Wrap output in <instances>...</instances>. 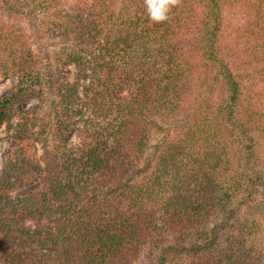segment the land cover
<instances>
[{
  "label": "trees",
  "instance_id": "1",
  "mask_svg": "<svg viewBox=\"0 0 264 264\" xmlns=\"http://www.w3.org/2000/svg\"><path fill=\"white\" fill-rule=\"evenodd\" d=\"M10 76L0 263L264 264V0H0Z\"/></svg>",
  "mask_w": 264,
  "mask_h": 264
},
{
  "label": "rangeland",
  "instance_id": "2",
  "mask_svg": "<svg viewBox=\"0 0 264 264\" xmlns=\"http://www.w3.org/2000/svg\"><path fill=\"white\" fill-rule=\"evenodd\" d=\"M245 11L242 8H228L226 11V27H225V34L226 36H230V38H234V31L238 25H242V29L245 27L244 24L246 25V20H245ZM17 83V78L15 76H10L8 78H3L0 79V97L8 92L15 84ZM36 104V100L28 101L23 103V107L28 108ZM16 122V121H15ZM0 134L3 135L5 134L4 130L2 129L0 131ZM158 137H162V133H157ZM157 137V138H158ZM79 142V138L76 134H73L72 139H71V144H75ZM6 146V142H3L0 144V162L2 161V156L3 152ZM262 146L264 147V141L262 142ZM3 264V263H0Z\"/></svg>",
  "mask_w": 264,
  "mask_h": 264
},
{
  "label": "clouds",
  "instance_id": "3",
  "mask_svg": "<svg viewBox=\"0 0 264 264\" xmlns=\"http://www.w3.org/2000/svg\"><path fill=\"white\" fill-rule=\"evenodd\" d=\"M149 19L155 23H162L169 19V13L179 0H144Z\"/></svg>",
  "mask_w": 264,
  "mask_h": 264
}]
</instances>
